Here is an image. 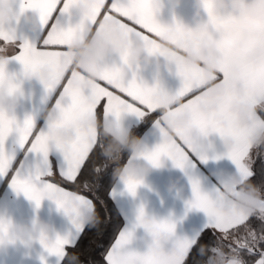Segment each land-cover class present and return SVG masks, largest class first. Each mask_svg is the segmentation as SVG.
Returning <instances> with one entry per match:
<instances>
[{"label":"snow or ice","instance_id":"6c2138e0","mask_svg":"<svg viewBox=\"0 0 264 264\" xmlns=\"http://www.w3.org/2000/svg\"><path fill=\"white\" fill-rule=\"evenodd\" d=\"M251 2L244 0L245 4ZM76 4L77 0H21L19 12L38 10L46 36L39 47L25 40L13 53L14 59L25 67L42 63L52 66L57 83L48 93L55 97L54 108L61 119L47 121L41 127L30 115L20 121L16 116L0 113V178H9L10 187L23 193L37 208L45 198L54 201L73 226L63 236L40 237L43 248L59 258L58 264H83L80 253L70 249L77 247L86 230L96 228L102 235L100 225L103 221L94 199L88 194L95 196L100 174L119 163L109 162L103 155L102 145L106 141L98 136L97 128L90 126L82 130L77 126L78 119L90 114L105 120L115 117L121 123L123 115L131 114L137 118L153 117L155 125L160 115L157 97L162 90L138 83L135 69L128 64L126 56L119 57V65L104 62V69L95 81L69 66L67 48L73 38L83 39L97 28L118 27L130 37L149 43L153 54L172 58L182 81L174 94L182 103L170 109V114L189 112L200 136L208 138L216 134L221 140L232 137L234 145L223 155L232 161L242 181L264 190V169L259 183L253 179L257 173L253 168L256 158L251 143L252 136L264 129V61L255 64L249 59L257 47L264 48V22L234 14L230 9L223 17H217L211 9L212 0H207L206 28L188 29L179 23L164 25L158 22L151 10V0H98L90 15L79 14L78 22L73 24L71 15ZM14 39L12 29L0 30L2 44L5 41L10 44ZM165 41L172 47H163ZM201 42L214 44L217 51L219 67L211 78L202 67L206 59L201 61V67H190L183 58L189 45L199 50ZM2 72L0 69V74ZM128 73H131L130 78H127ZM234 80L241 82L238 95L230 92L212 95L213 85H227ZM214 100H219L221 105L218 113L202 110L203 105ZM237 101L250 104L254 109L245 126L238 124L237 114L232 111V104ZM61 125L76 128L75 139L66 148L52 135V129ZM54 154H58L59 159H50ZM193 155L201 161L209 159L208 154L199 152L193 140L178 130L174 139L161 140L133 159H147L153 166L160 167L161 158L166 157L175 167L184 170L195 167L191 160ZM29 157H33L31 163ZM188 178L191 199L186 201V208L205 213L206 222L193 227L190 234L178 236L175 221L171 218L157 220L147 215L141 205L136 209L135 223L120 229L106 251L105 264H206L207 253L216 250L227 254L229 264H264V206L255 214L235 204L225 210L223 178L210 192L202 190L199 179L192 175ZM141 183L123 180L125 190L133 196ZM62 185H71L75 190ZM93 208L99 221L95 227L80 219L83 212ZM137 228H143L146 234L147 243L142 244L145 251L128 247ZM6 231V222L0 217V239ZM206 235L209 240L204 242Z\"/></svg>","mask_w":264,"mask_h":264},{"label":"clouds","instance_id":"9594fccd","mask_svg":"<svg viewBox=\"0 0 264 264\" xmlns=\"http://www.w3.org/2000/svg\"><path fill=\"white\" fill-rule=\"evenodd\" d=\"M15 0H0V30L7 32L12 29L13 22H20L23 17L24 24L35 29L39 21V12L35 9H26L23 13L15 10ZM98 0H77L76 10L82 16L90 15L93 7ZM181 0H168L173 7L179 6ZM207 0H196L197 12L200 15V9L205 11ZM165 7V0H151V10L155 17H158ZM211 9L217 17H223L224 13L231 10L234 14L247 15L264 22V0H252L251 3H244V0H212ZM187 28V27H186ZM206 28V22H199L195 29ZM189 29V28H188ZM163 47H172L163 42ZM151 45L141 39H134L118 27L109 25L105 29L97 28L95 31H89L85 38L74 37L67 48V60L69 66L86 76L90 81L97 80L105 66L104 61L111 54H117L119 57L127 58L128 64L134 67L136 74L140 71L151 68L155 73L157 83L160 82L164 71H171L174 64L172 58L168 56H158L152 53ZM10 44L5 41L0 44V113L13 117L16 116L17 108L25 98L22 84L24 81H38L45 92L56 86L57 78L54 76V70L51 65L42 63L34 66H23L19 77L7 71V65L13 58L9 55ZM163 58L162 60L159 58ZM184 61L190 67H201V61L206 59L202 65L209 78L219 67V59L214 44L201 42L199 50H195L191 45L184 54ZM249 59L252 63L259 64L264 61V48L257 47L250 53ZM241 88L240 81H232L225 85L223 83L213 85L210 89L213 96H222L225 93L238 95ZM159 103L160 115L154 127L161 135V140H172L183 132L189 139L193 140L196 149L202 154H208L212 148V143L208 138L198 135L197 129L192 124V116L185 111L179 115H171L170 109L182 103L180 97L173 93L161 91L157 97ZM219 100L202 106V110L207 113H218L220 111ZM232 111L237 114L238 124L245 126L249 122L253 107L247 103L234 102ZM43 119L47 121H59L60 113L55 110L54 105L47 108ZM77 126L86 130L94 126L98 130V136L106 141L102 145L103 155L109 162L120 161L123 151L130 153V158L122 165L117 163L114 168V176L120 180L143 181L144 177L149 175L155 166L147 160L139 157L146 150V145L141 138L131 134L129 129L122 127L121 123L115 117H109L105 120L101 116H92L90 114L82 115ZM52 135L65 148L75 139L76 128L74 126L61 125L52 129ZM224 150H229L234 145L232 137H224L222 140ZM255 158L264 159V129L258 130L251 138ZM176 188L173 183L169 190ZM223 196L225 198V210H228L232 204L239 209L255 214L261 206H264V190L250 182L242 181L240 176L235 173L224 179ZM7 225V231L0 239V251L6 252L10 246L29 245L32 241H39L41 236L49 237L53 232L51 224L33 217L30 222H14L11 218L3 217ZM86 225L95 227L98 224V216L94 208L85 211L80 217ZM142 244L147 243V238H141ZM204 247V246H202ZM208 261L206 264H229V257L223 250H216L215 253H207Z\"/></svg>","mask_w":264,"mask_h":264},{"label":"crops","instance_id":"0c3cea01","mask_svg":"<svg viewBox=\"0 0 264 264\" xmlns=\"http://www.w3.org/2000/svg\"><path fill=\"white\" fill-rule=\"evenodd\" d=\"M20 3L21 0H15L13 5L15 10L19 11ZM196 12V0H181L179 6L175 8L168 3V0H165V7L156 18L158 22L164 25L179 23L189 29H195L199 22L207 20V14L203 9H200L199 16L196 15ZM78 20L79 13L76 9H73L71 23L75 24ZM12 28L15 39L10 42L11 51L9 55L13 58L7 65V71L10 74L15 73L19 77L23 65L14 59L13 53L19 50V46L25 40L39 47L45 39L46 30L40 24L32 29L24 24L23 17H21L19 23L14 21ZM0 43L3 42L0 41ZM159 59L162 60L163 58ZM104 62L109 65H119L120 58L117 54H111ZM130 76L131 73H128L127 78H130ZM137 82H142L149 87L157 86L160 90L173 94L181 87L182 83L174 64L170 72L164 71L162 73L159 83H157L155 73L151 68L140 71L137 74ZM22 87L25 98L17 108V119L22 121L30 115L38 126H44L46 123L43 119L44 112L54 105L55 97L48 92L46 93L43 86L35 80L31 82L24 81ZM142 119L131 114H125L121 118V125L132 132ZM139 138L143 140L148 149L154 148L161 142V135L154 127V120L141 133ZM208 139L212 143V148L208 153L209 159L207 161H201L193 155L191 160L195 163V167L181 170L175 167L171 160L162 157L161 166L155 167L149 175L144 177L134 196L125 190L122 180L115 179L110 188V197L123 220L120 229L131 227L135 223L136 209L141 205H143L147 215L153 216L157 220L171 218L175 221L176 235L178 236L190 234L193 227L201 226L206 222L205 213L197 209L188 210L186 208V201L191 199L189 175L199 179L202 190L210 192L214 186L219 184L220 179H225L236 173L232 161L223 155L225 150L220 137L211 134ZM215 156L221 158L215 159ZM18 158L22 159L23 157L18 156ZM129 158L130 154L127 160ZM32 159L33 157H29V163ZM50 159L56 160L59 159V156L58 154L50 155ZM173 183L176 188L170 191V185ZM68 190L73 189L68 188ZM0 217L11 218L18 223L30 222L33 217H38L52 225L53 232L49 234L50 238H55L57 235L63 236L73 227L69 218L62 209L57 207L54 201L45 198L42 200L40 207L37 208L34 202L29 200L23 193H17L10 187V180L7 177L0 178ZM134 235L135 238L128 247L145 251L146 249L140 242L141 238L146 235L143 228H137ZM58 261L59 258L56 255L49 254L39 241H32L29 245L17 244L16 246H10L6 252L0 251V264H58Z\"/></svg>","mask_w":264,"mask_h":264},{"label":"trees","instance_id":"16d2710c","mask_svg":"<svg viewBox=\"0 0 264 264\" xmlns=\"http://www.w3.org/2000/svg\"><path fill=\"white\" fill-rule=\"evenodd\" d=\"M153 120V117L145 116L132 130L131 134L139 138L141 133ZM129 154L130 153L127 150L123 151L119 164L122 165L125 163ZM115 167L116 166L109 167L100 174L98 184L95 189V196L91 193L88 194L90 198L94 199L99 216L103 223L100 225L102 235L98 234L96 228L86 230L78 241L77 247L75 249H70V251L80 253V259L83 264H105L103 256L106 254V251L119 232L123 222L119 211L110 197V188L116 179L114 176ZM253 168L257 173L253 179L259 183L262 179L261 172L262 169H264V161L256 158ZM64 186L75 190L71 185ZM101 201H103V204H101ZM208 240L209 237L206 235L204 237V242H207Z\"/></svg>","mask_w":264,"mask_h":264}]
</instances>
